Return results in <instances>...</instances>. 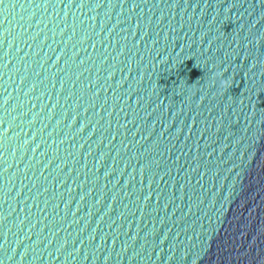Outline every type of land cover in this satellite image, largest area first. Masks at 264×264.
I'll use <instances>...</instances> for the list:
<instances>
[{
  "label": "water",
  "instance_id": "95a60500",
  "mask_svg": "<svg viewBox=\"0 0 264 264\" xmlns=\"http://www.w3.org/2000/svg\"><path fill=\"white\" fill-rule=\"evenodd\" d=\"M0 264H264V0H0Z\"/></svg>",
  "mask_w": 264,
  "mask_h": 264
}]
</instances>
